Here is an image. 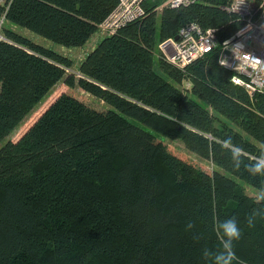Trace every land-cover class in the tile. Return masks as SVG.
Returning <instances> with one entry per match:
<instances>
[{
  "label": "trees",
  "instance_id": "trees-1",
  "mask_svg": "<svg viewBox=\"0 0 264 264\" xmlns=\"http://www.w3.org/2000/svg\"><path fill=\"white\" fill-rule=\"evenodd\" d=\"M120 1H0V264H214L203 249L222 250L218 223L233 216L234 264H264V215L247 223L264 201L245 186L264 188L245 167L264 148V93L220 63L243 21L230 0L160 13L165 0H149L141 20L97 36ZM193 22L216 30L217 47L184 69L159 52L158 72V45ZM16 29L64 49L96 43L74 72Z\"/></svg>",
  "mask_w": 264,
  "mask_h": 264
},
{
  "label": "built area",
  "instance_id": "built-area-1",
  "mask_svg": "<svg viewBox=\"0 0 264 264\" xmlns=\"http://www.w3.org/2000/svg\"><path fill=\"white\" fill-rule=\"evenodd\" d=\"M149 0H121L113 12L100 24L97 36L115 34L128 24L141 20L144 4ZM197 0H165L166 7L178 8ZM163 8L159 7V9ZM227 9L236 13L243 26L224 43L220 63L234 73L236 85L250 95L264 93V0H230ZM2 23V21H1ZM0 23V25H1ZM3 38L0 27V40ZM218 45L214 29L204 30L198 23H190L180 30L178 39H169L159 45L170 64L184 69L211 53Z\"/></svg>",
  "mask_w": 264,
  "mask_h": 264
},
{
  "label": "clouds",
  "instance_id": "clouds-1",
  "mask_svg": "<svg viewBox=\"0 0 264 264\" xmlns=\"http://www.w3.org/2000/svg\"><path fill=\"white\" fill-rule=\"evenodd\" d=\"M222 144L225 148L230 149L231 158L234 162V167L239 168L244 157V150L238 144H235L231 136L223 139ZM248 172L252 175H260L264 177V148L255 157L254 161L245 165ZM258 201H264V188H261L259 194L256 196ZM258 215H264V212L256 210L247 217V223L254 226ZM217 236L221 241V249L213 251L209 248L203 249V256L206 259L214 262V264H234L238 260L234 242L241 237V227L236 217L225 218L218 223ZM199 239V237H195Z\"/></svg>",
  "mask_w": 264,
  "mask_h": 264
},
{
  "label": "rangeland",
  "instance_id": "rangeland-1",
  "mask_svg": "<svg viewBox=\"0 0 264 264\" xmlns=\"http://www.w3.org/2000/svg\"><path fill=\"white\" fill-rule=\"evenodd\" d=\"M1 1V0H0ZM3 1V0H2ZM163 4H162V6L163 7H165L166 5L164 4V2H162ZM161 10H162V8L161 9H159L158 11H159V13L161 12ZM16 30H18V32H20L21 34H23L24 36H26V37H28L29 39H31L32 41H34V42H36V43H38V44H41V45H43V46H45V47H50V46H52L53 45V47H50V48H53V50H56V51H59V52H61L62 54H64L65 56H67V57H69L72 61H73V63H74V68L72 69L74 72H77V67H78V65H79V63H80V61L85 57V55H86V53L89 51L88 50V48L90 49L91 47H92V45H94L95 43H96V40H95V38H92L91 39V41L86 45V47L85 48H83V49H74V50H70V49H64L63 47H60V46H58V45H55V44H53L52 42H50V41H48V40H46V39H44V38H42V37H40V36H35L33 33H31L30 31H27L26 29H16ZM161 44V43H160ZM159 44V45H160ZM158 45V46H159ZM159 52H160V50H158V49H156V51H155V69L158 71L159 70V67H158V63H157V59H158V55H159ZM161 53V52H160ZM161 56L167 61V62H169L168 61V57L166 56V55H164V54H162L161 53ZM162 59V58H161ZM159 72V71H158ZM189 83L187 82V81H185L184 82V84L181 86V88H189V85H188ZM80 92H82V91H80ZM82 93H84V92H82ZM85 94V93H84ZM254 96V95H253ZM131 123H133L134 125H137L138 127H141L142 129H144V130H147V131H149L147 128H146V126H144L142 123H140V122H138V121H136V120H133V119H130L129 120ZM16 136V135H15ZM14 136V137H15ZM13 137V138H14ZM159 137L163 140V141H166L167 143H170L171 145H173L175 148H176V150H178V152L179 151H181V152H183V153H186V154H188V155H190V159H197V157L195 156V155H192V154H190V153H188L187 151H186V148L184 147V145L180 142V141H170V140H168L167 138H165L164 136H160L159 135ZM199 160V159H198ZM207 166L210 168V170H213L214 169V166H212V165H210V164H208L207 163ZM242 185H245L244 183H241ZM248 189H250L251 191H253V192H255V193H257V194H259V191L258 190H256L255 188H252V187H249V186H247V185H245Z\"/></svg>",
  "mask_w": 264,
  "mask_h": 264
},
{
  "label": "water",
  "instance_id": "water-1",
  "mask_svg": "<svg viewBox=\"0 0 264 264\" xmlns=\"http://www.w3.org/2000/svg\"><path fill=\"white\" fill-rule=\"evenodd\" d=\"M176 39H178V37Z\"/></svg>",
  "mask_w": 264,
  "mask_h": 264
}]
</instances>
